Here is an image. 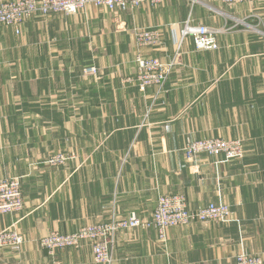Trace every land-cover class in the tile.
Returning a JSON list of instances; mask_svg holds the SVG:
<instances>
[{
	"label": "crops",
	"instance_id": "crops-1",
	"mask_svg": "<svg viewBox=\"0 0 264 264\" xmlns=\"http://www.w3.org/2000/svg\"><path fill=\"white\" fill-rule=\"evenodd\" d=\"M3 0H0V2ZM187 20L214 29L216 50L177 41ZM136 28H154L161 44L142 48ZM179 49V50H178ZM174 60L162 89L142 91L136 55ZM96 67L97 75L84 69ZM243 141L244 157L189 161L186 140ZM74 156L58 168L50 154ZM194 167V168H191ZM22 177L24 209L0 214L17 224L18 252L0 264H50L39 244L49 232L135 213L149 219L162 195L183 194L195 210L225 202L239 221L120 231L113 264H236L242 250L264 264V0H164L129 10L88 6L77 14H35L21 32L0 25V180ZM60 264H99L92 242L58 250Z\"/></svg>",
	"mask_w": 264,
	"mask_h": 264
},
{
	"label": "built area",
	"instance_id": "built-area-1",
	"mask_svg": "<svg viewBox=\"0 0 264 264\" xmlns=\"http://www.w3.org/2000/svg\"><path fill=\"white\" fill-rule=\"evenodd\" d=\"M164 0H3L0 2V25L15 28L18 34L21 32L23 23L35 14L49 15L55 13L77 14L88 6L106 8L109 10H129L150 4L153 6L163 3ZM204 3V0H190ZM227 6L253 0H218ZM215 30L203 25H192L187 20L177 41L179 49L184 39L191 36L197 50H216L219 44ZM137 44L142 48H152L161 44V33L154 28H136L134 31ZM178 49V50H179ZM137 74L124 78L125 83L135 82L144 91L151 86L162 89L168 81L174 60L165 63L157 57H147L142 54L136 55ZM84 74L97 75L96 67H87ZM184 153L189 161L196 160L200 155L221 157L222 161L228 162L244 157V144L239 139H225L221 137L188 140L184 146ZM57 161L65 162L73 159L71 154H64ZM67 156H70L69 158ZM194 168V167H191ZM0 184V213L14 212L23 206L21 185L18 177L4 180ZM197 222H217L230 224L239 221L231 207L225 202H211L195 210L189 208L186 196L183 194L162 195L158 199L152 217L143 219L135 213L123 219L98 222L85 225L71 233H62L53 230L40 239V244L51 256H55L58 250L76 247L83 240L92 242V250L95 262L99 264L114 263V240L118 232L136 228H154L161 241L168 239V229L171 227L188 225ZM25 243L24 236L17 230H9L0 233V247H10L19 250ZM54 264H60L55 261ZM236 264H263L261 257L242 250L236 257Z\"/></svg>",
	"mask_w": 264,
	"mask_h": 264
},
{
	"label": "rangeland",
	"instance_id": "rangeland-1",
	"mask_svg": "<svg viewBox=\"0 0 264 264\" xmlns=\"http://www.w3.org/2000/svg\"><path fill=\"white\" fill-rule=\"evenodd\" d=\"M50 15V14H49ZM44 16H46V15H44ZM222 138V137H221ZM234 139H239V138H234ZM188 140H199V139H192V138H189V139H187L186 140V144H187V142H188ZM239 140H241V139H239ZM242 141V140H241ZM243 142V141H242ZM185 144V145H186ZM184 150V149H183ZM64 154H69V153H65V152H57V153H54V154H50L48 157H47V159L45 160V163L48 165V166H50L51 168H58V167H61V166H64V165H66L68 162H69V160L70 159H68V160H66L65 162H60V161H57V158H59L60 156H66V155H64ZM68 158L70 157V156H67ZM12 177H18L19 178V181H20V185H21V195H22V200H23V206L20 208V209H18V210H16V211H14V212H9V213H0V214H19L20 212H22V210L24 209V205H25V201H24V195H23V191H22V177H20V176H6V177H4V178H2L1 180H0V184L1 183H4L5 181L4 180H6V179H9V178H12ZM95 224V223H94ZM87 225H89V224H87ZM85 226V225H84ZM80 227H83V226H80ZM80 227H78V228H80ZM77 228V229H78ZM76 229V230H77ZM9 230H17L18 232H20L22 235H23V233L20 231V228L18 227V225L15 223V224H13V225H10V226H7V227H5V228H3L2 230H0V233H2V232H6V231H9ZM57 230V229H56ZM119 233V232H118ZM117 233V234H118ZM117 234H116V236H117ZM24 236V235H23ZM116 236H115V240H114V246L116 245ZM25 238V237H24ZM84 241H88V240H83L79 245H77L76 247H79ZM39 244H40V240H39ZM40 246H41V244H40ZM23 247V246H22ZM22 247L19 249V250H21L22 249ZM42 247V246H41ZM75 247V248H76ZM1 248H9V249H11V250H14V249H12V248H10V247H0V249ZM43 248V247H42ZM45 251H47L45 248H43ZM65 249V248H64ZM19 250H15V251H19ZM57 253V252H56ZM47 254L53 259L52 260V262L50 263V264H54V262L55 261H59L57 258H56V254H55V256H51L49 253H48V251H47ZM114 260H115V250H114Z\"/></svg>",
	"mask_w": 264,
	"mask_h": 264
}]
</instances>
